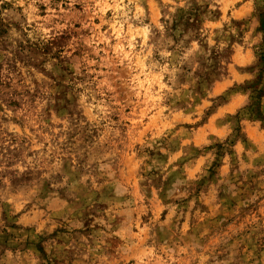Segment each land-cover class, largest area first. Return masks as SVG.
Instances as JSON below:
<instances>
[{"label": "rangeland", "instance_id": "1", "mask_svg": "<svg viewBox=\"0 0 264 264\" xmlns=\"http://www.w3.org/2000/svg\"><path fill=\"white\" fill-rule=\"evenodd\" d=\"M0 264H264V0H0Z\"/></svg>", "mask_w": 264, "mask_h": 264}]
</instances>
